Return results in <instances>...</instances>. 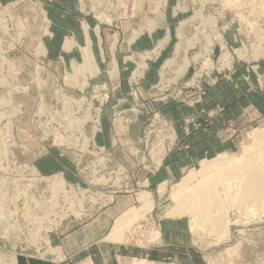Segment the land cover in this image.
Listing matches in <instances>:
<instances>
[{
	"label": "rangeland",
	"instance_id": "1",
	"mask_svg": "<svg viewBox=\"0 0 264 264\" xmlns=\"http://www.w3.org/2000/svg\"><path fill=\"white\" fill-rule=\"evenodd\" d=\"M86 28L101 72L82 61ZM237 81L264 92V0H0V264L85 262L62 260L54 244L107 203L97 198L105 190L132 200L93 264H264L263 208L224 207L231 221L220 233L205 222L196 229L189 212L178 217L171 199L202 161L240 157L264 115L237 135L234 153L201 159L179 177L159 167L178 117L184 130L205 127L209 92ZM47 157L70 175L42 174L36 164ZM232 192L217 195L227 201ZM134 210L138 219L112 241L117 219Z\"/></svg>",
	"mask_w": 264,
	"mask_h": 264
},
{
	"label": "crops",
	"instance_id": "2",
	"mask_svg": "<svg viewBox=\"0 0 264 264\" xmlns=\"http://www.w3.org/2000/svg\"><path fill=\"white\" fill-rule=\"evenodd\" d=\"M86 47L79 48L82 61L86 60L93 62L97 69L98 67L92 46L88 40V29H85ZM98 34V31L96 32ZM142 42V41H141ZM71 43L67 44V50L71 47ZM43 48V46H41ZM138 50V49H136ZM113 51V49H111ZM113 53V52H112ZM101 60V59H100ZM102 65V60L99 62ZM117 68V65H114ZM236 82V86L228 91L221 88H215V91H210L207 97V102H213L212 111H205L211 115L209 122L205 127L199 129L184 130L178 121L177 112L170 113L171 119L178 117L177 123L173 131L176 135L174 146L168 149V153L160 164L166 167L170 175L179 177L183 174L184 169L196 165L201 159L212 157L211 155L230 154L237 151L238 134H242L243 128L252 125L255 117L261 119L264 115V92L248 89L246 82ZM232 86L233 84H224ZM226 91V92H225ZM215 92V93H213ZM210 110V109H209ZM254 111V113L252 112ZM179 113V112H178ZM190 115L200 119L196 111H190ZM182 117V116H181ZM176 119V118H175ZM100 136V135H99ZM105 138V137H104ZM100 141L102 137H99ZM109 146V136L101 141ZM105 146V145H104ZM118 160H114L113 164H119ZM59 159L52 157L43 158L36 164L37 169L44 175L53 173L65 172V176H69V171H66ZM158 170L146 179V182L152 180L153 176L158 173ZM176 174V175H175ZM179 174V175H178ZM171 180V178H169ZM173 180H176L173 178ZM78 183V182H77ZM95 193V191H93ZM99 200L106 198L105 205H99L92 217L83 221L81 224L59 234L56 238L55 246L60 250V256L64 261H93V250H99V246L109 244L103 242L105 235L109 232L111 225L128 206L132 200V196L119 195L116 191L105 190L97 194ZM58 236V235H57ZM101 247V248H102ZM84 255V256H83Z\"/></svg>",
	"mask_w": 264,
	"mask_h": 264
},
{
	"label": "bare ground",
	"instance_id": "3",
	"mask_svg": "<svg viewBox=\"0 0 264 264\" xmlns=\"http://www.w3.org/2000/svg\"><path fill=\"white\" fill-rule=\"evenodd\" d=\"M178 46L180 47V45ZM179 47L175 49V56L179 53ZM189 47H191V45H189ZM185 58H182L184 59L183 66L181 68V70L183 69L182 72H184L189 66V61ZM87 62L90 64L92 69H94L93 62ZM172 65L173 60H169L164 64L163 69L172 67ZM84 124L79 122V129L76 127L79 133L83 130ZM250 134L252 146L244 148L240 157L223 158L222 156H219L210 161H202L198 171H191L185 175L178 185V190L171 196V199L176 204L177 209L173 211L174 214L181 218L186 212H189L193 219V226L196 229L199 227L200 222H205L210 227L208 231L215 230L220 233H224L231 221L228 217H226L225 214L227 209L224 210V207L227 208L229 206H235L236 209L243 212V214H245L248 210V207L250 209V206H259V209H264V129H256ZM83 144L87 149L88 145L85 142V138H83ZM64 184L65 182L61 178L57 181L55 186L56 188H59ZM226 188H232L233 192L230 196L231 200L224 201L217 195V193L218 191H225ZM164 191V187L160 186L158 194L163 195ZM138 200L141 203L142 210L148 211L152 209L150 194H141ZM192 206L193 209L191 210ZM222 210H224V213ZM139 216V211L134 210L126 216L118 218L114 227H112V235L109 234L110 237L115 236V239L112 241L120 242L121 239H119V236L126 229L129 222L133 219H138ZM155 236V238H158L159 233L157 232ZM82 264L93 263L91 260H87ZM137 264L148 263L143 260L137 262Z\"/></svg>",
	"mask_w": 264,
	"mask_h": 264
}]
</instances>
